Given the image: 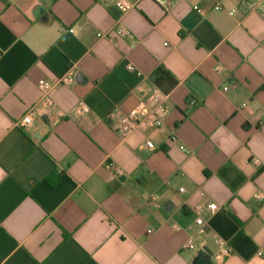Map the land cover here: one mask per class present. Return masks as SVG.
<instances>
[{
  "label": "crops",
  "instance_id": "1",
  "mask_svg": "<svg viewBox=\"0 0 264 264\" xmlns=\"http://www.w3.org/2000/svg\"><path fill=\"white\" fill-rule=\"evenodd\" d=\"M128 1L0 0V264H264L261 9ZM68 72L75 83L40 105V83ZM152 87L164 127L123 138L108 114ZM208 204L221 210L199 234ZM218 239L234 250L220 262Z\"/></svg>",
  "mask_w": 264,
  "mask_h": 264
},
{
  "label": "built area",
  "instance_id": "2",
  "mask_svg": "<svg viewBox=\"0 0 264 264\" xmlns=\"http://www.w3.org/2000/svg\"><path fill=\"white\" fill-rule=\"evenodd\" d=\"M164 11H170L178 4L184 2L185 0H154ZM214 1V0H209ZM116 4L118 8L122 12H129L135 8V5L128 0H116ZM245 8L247 11H256L257 9H261L262 14L264 16V0H258L257 2H250L247 0H242L239 8ZM195 9H198L197 7ZM215 10L220 11L223 10L221 5H216ZM238 12V9L235 8L229 11L231 16H235ZM74 33V30L70 31ZM120 35L126 34L124 30L119 31ZM102 37V34L98 35ZM128 69L130 71H134L135 68L133 66H129ZM75 83V75L72 72H68L60 77H58L54 82L50 81H42L40 83V89L42 92V98L40 100V105L45 108L54 107V101L51 97V92L54 87L58 85H66L71 86ZM228 88H225L227 90ZM167 97L162 93V91L156 87H152L147 90L145 95V100L140 102L135 108L132 110L125 112L120 108H115L111 111L107 116V121L111 123L122 135L123 138H127L131 136L133 133L137 131H146L149 129H161L165 125V121L168 117L169 111L166 106ZM194 104L195 102L192 101ZM246 104H244V107ZM89 112V107L85 101H80L77 107L74 110V114L76 115H86ZM33 124V112H29L24 116L20 125L22 127H30ZM172 141L177 142L178 136L173 134ZM144 147L149 150H154L155 145L152 141H146ZM180 149L184 153H189V151L185 147H180ZM256 165H260L259 161H255ZM106 168L114 177H119L122 171L117 167L116 163L113 161H108L106 163ZM181 192L184 190L181 189ZM263 198L262 194L257 195V199L261 200ZM208 211L211 214H215L221 210V208L216 204H208L201 205L195 208L196 213V224L199 227V234H205L207 232V224L204 219L201 217V214L204 211ZM175 230H179L178 226H174ZM216 243L219 247V250L215 256L217 261H222L226 257H230L234 254L233 248L227 244L225 241L218 239ZM190 247V245H186V248ZM260 255V254H259Z\"/></svg>",
  "mask_w": 264,
  "mask_h": 264
},
{
  "label": "water",
  "instance_id": "3",
  "mask_svg": "<svg viewBox=\"0 0 264 264\" xmlns=\"http://www.w3.org/2000/svg\"><path fill=\"white\" fill-rule=\"evenodd\" d=\"M204 260H205L206 262H208V258H207V257H204Z\"/></svg>",
  "mask_w": 264,
  "mask_h": 264
}]
</instances>
